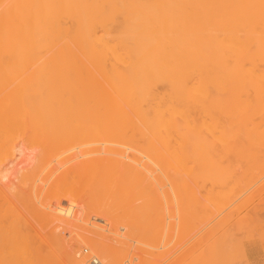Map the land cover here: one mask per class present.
<instances>
[{
  "label": "bare ground",
  "instance_id": "6f19581e",
  "mask_svg": "<svg viewBox=\"0 0 264 264\" xmlns=\"http://www.w3.org/2000/svg\"><path fill=\"white\" fill-rule=\"evenodd\" d=\"M262 162L264 0H0V264H161L179 175L223 207Z\"/></svg>",
  "mask_w": 264,
  "mask_h": 264
},
{
  "label": "rangeland",
  "instance_id": "374dc122",
  "mask_svg": "<svg viewBox=\"0 0 264 264\" xmlns=\"http://www.w3.org/2000/svg\"><path fill=\"white\" fill-rule=\"evenodd\" d=\"M37 158H38V155L36 157V160L38 162ZM44 158L46 159L47 157H43V159ZM51 158L52 157H50L49 159L51 160ZM43 159L40 160V157H39L40 161L45 160ZM227 160H229V158L227 157L222 158L223 162ZM38 164L39 162L37 164H34V166H32L34 167L33 169L31 167L32 170L29 169L30 172L28 171L25 174L24 173L23 174L24 175L26 174L28 175V173L31 174L32 173L31 171L33 170L34 171L37 170V173L39 174L41 170H39L40 167L37 166ZM35 165L37 166L38 169L37 168L35 169ZM239 167L240 166L237 165L236 172L238 173L240 171ZM34 171L31 175L36 177V175L38 174L36 173V171L34 174ZM48 171H45L44 175L42 174L43 173L42 172L40 177L47 176L46 173ZM178 173H181V171H178ZM256 173L257 175L255 179H253L249 183V185H246V186L243 185V188H242L243 191L248 190L249 188L250 190L246 194H244L242 197H240L235 202V204L229 203L222 207L218 205L217 203H214V202L211 203V202L206 201L205 199L207 198L206 194L208 192L210 191L216 192L218 190L217 188H215L214 185H212L211 180L205 179L201 182L198 179H196L195 181H193L187 175H184L182 173L179 175L180 177L178 178L175 172L172 171L170 174L174 175L176 178L183 181L182 183L187 186V190L193 193L196 198L200 199L201 205L203 204L204 206L208 207L210 212L205 208L208 213L207 214L203 213L204 211L202 209L201 212L199 211L201 218L198 216L199 217L198 219L200 220H197L194 217V212H192V207L189 208L190 206L188 202L185 201L187 200V199H184L185 197L183 198L181 196L185 202H183V200L181 199L182 203L180 202V204H178L180 206L178 207V205L174 204L175 201H173L174 200L173 196H171L172 193L167 192V190H165V192L169 193L170 195L169 194L168 195L172 197L169 199L171 203L174 205L169 204L170 201L169 200L166 201V198L162 199L160 217L162 218L161 221L163 220L164 221L161 223V228L167 229V231L165 230V232H163L162 230L161 234H162V237L164 236V241L162 240L161 241H162V244L164 245V249L168 247L165 250L166 252L169 251L167 254L169 257L165 256L166 252L164 249L163 251L160 250L161 251L160 253H162L165 256L164 258L167 257V260L163 259L165 263L162 261L161 264H171V261H172V264H177V263L178 264H264V162H262V164L260 165ZM20 174L22 175V177L24 176L22 172L16 176L17 179L15 182L16 187H14L15 190H13L14 192L16 190L23 192L22 188L25 187L24 189L28 190L29 188L28 186H31L29 183H27L28 184L27 185L25 182H22L23 179L21 178ZM195 174H196V177L200 176V170L198 167L195 168ZM79 182H80L78 184L79 188L77 187L78 189H76V192L79 193L78 194L79 198L82 199L83 197L84 200L88 201L87 203H90V201L88 200V195H87L88 193H90L89 187L88 188L86 187L85 189L84 187H82L81 181ZM17 183H19V185ZM22 183H25V185L27 186H24V184ZM17 185L20 188L17 189ZM21 185L23 187H21ZM181 190H182L181 195L183 196L189 193L185 189L184 191L183 189ZM28 191L30 192L31 190L29 189ZM28 191L27 192L25 191V192L29 193ZM85 194L87 196L86 198H84ZM188 195H185V196L188 197ZM164 199L166 202H168V204H165L166 202L165 203L163 202ZM94 207L93 205L90 206L89 208L91 209L88 208L89 209L88 211L89 212L92 211L94 213V210L96 209L97 206L95 208ZM187 208L189 210H187ZM200 208H202V206ZM220 212H223V213L220 215L219 214ZM197 213L195 214L197 215ZM204 214L206 215L209 214L208 217L205 216V218L207 219L202 218L203 217L202 215ZM167 216H169L170 218ZM175 216L176 218H174ZM165 221L166 222L169 221V223L171 222L170 223L171 228L169 227V225H167L168 228L167 226L165 227L164 224H168V222L166 223ZM35 224L38 225V223L36 222ZM38 227L40 229L39 225ZM38 227L36 226L37 229ZM170 229H172V233ZM43 230L41 229L38 231L44 236L45 232L48 229L46 231L44 230L45 232ZM168 230H169V234H168ZM47 233H49V231L46 232V235ZM165 233H166V236H168L167 241L165 240ZM169 237H170V241H169ZM167 242L168 244H166ZM169 243L171 244L169 245ZM88 253L90 256V251H88ZM137 263H139V261L134 262V264H137Z\"/></svg>",
  "mask_w": 264,
  "mask_h": 264
},
{
  "label": "built area",
  "instance_id": "2783aa9c",
  "mask_svg": "<svg viewBox=\"0 0 264 264\" xmlns=\"http://www.w3.org/2000/svg\"><path fill=\"white\" fill-rule=\"evenodd\" d=\"M90 264H101L100 261L97 258H92L90 260Z\"/></svg>",
  "mask_w": 264,
  "mask_h": 264
}]
</instances>
